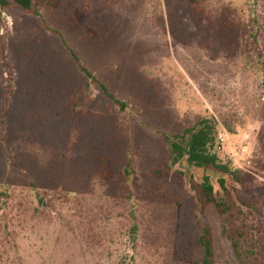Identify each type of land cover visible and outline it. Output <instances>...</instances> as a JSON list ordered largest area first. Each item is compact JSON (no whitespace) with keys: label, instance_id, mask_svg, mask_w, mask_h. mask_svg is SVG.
Here are the masks:
<instances>
[{"label":"rangeland","instance_id":"obj_1","mask_svg":"<svg viewBox=\"0 0 264 264\" xmlns=\"http://www.w3.org/2000/svg\"><path fill=\"white\" fill-rule=\"evenodd\" d=\"M6 1L0 264H201L205 229L212 264H239L233 240L262 257L264 0ZM203 118L226 190L170 164L162 134Z\"/></svg>","mask_w":264,"mask_h":264},{"label":"trees","instance_id":"obj_2","mask_svg":"<svg viewBox=\"0 0 264 264\" xmlns=\"http://www.w3.org/2000/svg\"><path fill=\"white\" fill-rule=\"evenodd\" d=\"M13 3L23 11L32 12L34 14L37 13L32 10V0H13ZM0 6H7V1L0 0ZM73 58L77 62L74 55ZM80 70L85 73L88 78L93 79L91 73H89L85 68L80 67ZM103 92L106 96L111 97L106 93L104 88ZM115 103H117L121 108L124 107V104L118 100H115ZM216 136V123L214 120L211 121L208 118L199 120L193 128L185 130V132L180 136L162 134V138L170 152V164L181 165L184 163L186 167L192 169H212L220 175L217 179L219 187L226 190L225 176L231 177L237 181L238 170L231 168L228 164L222 163L219 160L217 154L213 150ZM178 173L181 174L180 171ZM199 189L201 190L203 199L207 204H214L222 215H227L229 207L226 205L224 199L217 200L215 198L213 186L211 185L208 175H203L202 181L199 184ZM199 243L203 251L201 264H212V248L208 230L205 229L202 231ZM232 248L239 264H264V253L262 257L257 258L250 250L249 253L248 249H244L238 240L232 241Z\"/></svg>","mask_w":264,"mask_h":264}]
</instances>
